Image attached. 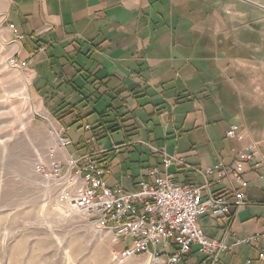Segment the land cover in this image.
Masks as SVG:
<instances>
[{"label":"crops","instance_id":"0c3cea01","mask_svg":"<svg viewBox=\"0 0 264 264\" xmlns=\"http://www.w3.org/2000/svg\"><path fill=\"white\" fill-rule=\"evenodd\" d=\"M240 2L264 8V0ZM231 5L230 0H5L3 15L18 45L15 60L29 72L38 104L71 141L67 154L59 150L60 160L102 152L111 188L137 190L144 179L154 180L151 170L158 168L182 184L207 181L212 192L229 197L242 189L234 171L203 173L219 160L227 166L237 161L248 182L247 199L259 203L223 215L205 213L198 222L207 238L229 243L264 232V169L234 151L263 140L264 133L252 121L244 127L243 115L231 111L222 95L223 41L237 40L238 33L237 12L223 10ZM232 124L239 125L243 142L227 137ZM167 155L185 162L166 167ZM201 257L194 246L184 264ZM221 259L260 264L257 249L246 244L223 252Z\"/></svg>","mask_w":264,"mask_h":264},{"label":"rangeland","instance_id":"374dc122","mask_svg":"<svg viewBox=\"0 0 264 264\" xmlns=\"http://www.w3.org/2000/svg\"><path fill=\"white\" fill-rule=\"evenodd\" d=\"M242 3L230 0L232 7H223L227 15L237 12L238 33L237 40L223 41L222 95L231 111L243 115L244 127L252 121L253 129L264 133V8ZM4 11L0 0V264H117L111 232L72 210L61 199L63 181L48 179L40 169L59 159L49 151L54 132L62 129L40 107L29 72L15 60L18 45ZM125 264L148 260L138 256Z\"/></svg>","mask_w":264,"mask_h":264},{"label":"built area","instance_id":"2783aa9c","mask_svg":"<svg viewBox=\"0 0 264 264\" xmlns=\"http://www.w3.org/2000/svg\"><path fill=\"white\" fill-rule=\"evenodd\" d=\"M56 133L60 140L50 148L52 158L57 157L61 146L66 149L71 143L63 130H56ZM226 135L239 142L244 141V135L236 124L229 126ZM234 151L242 160L264 169V145L261 141L246 142ZM164 161L168 167L175 161L183 164L185 159L167 155ZM215 168L225 175L229 169L234 171V179L242 189L235 190L229 197L225 192H212L207 181L200 185L182 184L169 172L161 175L158 168L151 170L154 180L144 179L137 190L111 188L105 180L108 161L102 152H89L78 158L68 155L65 161L56 159L49 166L40 165L45 177L63 181L61 199L72 210L86 215L111 232L114 242L111 254L117 264H125L138 256H146L148 264H184L194 246L202 255L195 264H232L222 261L221 255L240 244L254 246L259 263L264 264V232L236 237L233 243H229L225 239L207 238L199 227V218L205 213L223 215L232 208L237 212L248 204L259 203L247 199L245 189L248 182L239 174L237 161L227 166L219 160L214 167L205 169V177ZM260 176L264 177V173ZM205 189L208 190L206 195ZM128 239H131V246L127 244ZM120 243L124 244L123 249L116 248ZM244 264H253V261L246 259Z\"/></svg>","mask_w":264,"mask_h":264},{"label":"bare ground","instance_id":"6f19581e","mask_svg":"<svg viewBox=\"0 0 264 264\" xmlns=\"http://www.w3.org/2000/svg\"><path fill=\"white\" fill-rule=\"evenodd\" d=\"M53 138H54V144H57L58 143V141L60 140L59 139V136H58V134L56 133V131L54 132V134H53ZM61 148H63L62 146L59 148V150L61 149ZM59 152V151H58ZM58 152H57V154H58Z\"/></svg>","mask_w":264,"mask_h":264}]
</instances>
